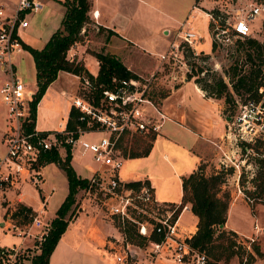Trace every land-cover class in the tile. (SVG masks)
<instances>
[{"label":"built area","instance_id":"1","mask_svg":"<svg viewBox=\"0 0 264 264\" xmlns=\"http://www.w3.org/2000/svg\"><path fill=\"white\" fill-rule=\"evenodd\" d=\"M203 1L193 0V9L201 10ZM42 7L41 0H15L14 8L8 13L5 3L0 1V67L8 74V78L0 84V95L6 107L5 129L0 133V224L7 229L12 228L23 241L30 238L33 245L39 246L50 227V221L44 224L42 218L46 197L41 200L40 210L24 211L29 221L20 225L16 218V214H20L18 205L12 206L7 200V189L27 179L40 183L42 173L38 157L42 151L55 149L62 159L68 153L71 158L90 154L94 163L86 164L90 170L87 189L94 192L110 214L118 217L123 238L114 255L118 264H129L141 251L149 258V264H154L157 257H170L177 264H206V254L191 246L190 237L185 235L178 223L180 213L187 205L159 201L148 179L141 178L131 183L119 174L125 160L120 147L122 139L133 134L157 135L164 123L171 119L152 96V84L158 77V69L147 75L114 76L109 85L99 82L96 76L90 78L79 74L77 91L67 95L70 108L77 112L74 123L69 126L67 118L55 129H40L36 124L28 128L32 120L29 115L35 90L15 74L14 58L24 49L19 30L28 25L26 14L39 11ZM215 10L213 12L208 8L205 14L213 23L212 42L223 46L233 35L247 36L251 33V21L264 14V1L250 0L243 6L242 13L231 22L234 34L230 33L228 26L217 22L220 8ZM90 14L96 20L98 10L91 9ZM199 37L194 28L186 25V21L180 22L167 48L158 53L161 64L168 63L172 68V78H176L178 73L175 65L180 67V71L185 70L186 74L191 71L192 63L188 62L191 64L188 68L184 56H188L191 50L192 55H189L197 57L195 46ZM260 81L256 97H248L241 103L235 98L238 110L227 115L230 119H227L223 135L231 143L240 142L246 153L251 148L243 146L244 142H264V64L261 66ZM234 158L235 155L230 156L222 149L223 164L230 161L238 167ZM128 225L135 227L137 233L145 238L142 245H134L127 239ZM261 231V226L255 221L254 233L245 235L247 239L240 237L237 242L250 251V244ZM28 246L21 243L0 245V264H24Z\"/></svg>","mask_w":264,"mask_h":264},{"label":"rangeland","instance_id":"2","mask_svg":"<svg viewBox=\"0 0 264 264\" xmlns=\"http://www.w3.org/2000/svg\"><path fill=\"white\" fill-rule=\"evenodd\" d=\"M5 3V7H7V12L9 13L12 8H14L15 0H0ZM45 6L42 10L38 12H28L26 14V18L28 20L27 27L24 28V35L22 38L27 39L30 41L31 36H41L46 31V19L48 15L50 18L57 16L58 14V0H44ZM250 0H204V3L201 4V7L204 10H208V8L213 9V12L216 11L215 9L220 8L219 17L216 18L217 22L222 26H228L230 33L234 34L231 28V22H233L234 18L242 13V8L247 2ZM253 2H259L264 0H252ZM191 0H145V4L139 3L142 8L136 12L135 18H138L145 26H154L155 23H160L162 21H166L170 17H174L178 19L179 22L183 19L187 20L191 23L194 30L197 31L199 37L198 47L202 50H197V57L192 58L191 55L184 56V59L187 63V67L190 68L188 62H194L196 65H193L190 72H195L193 76L189 79L194 80L197 76L206 78L205 80H211L212 77L215 76H222L227 82L229 80V73L231 71L230 65L234 62H238L239 64H243L244 68L248 69L251 63L248 61L244 63L245 60V46H246V39L248 37L258 38L259 40L264 39V30L262 28V22L264 21V14L261 16L256 17L253 21H251V33L247 36H238L233 35L231 40L228 41L227 44L223 46L215 45L212 48V20H210L207 16L203 15L202 13H198L197 11L188 14V17L185 16L187 14L189 4ZM157 5L161 10L164 11L167 15H163L155 11L153 8L151 9L149 5ZM206 4L207 6H205ZM142 17V19H140ZM187 18V19H186ZM216 22V23H217ZM210 23V25H208ZM178 25V23H177ZM23 31V30H22ZM95 39V36H94ZM93 39V40H94ZM94 42V41H93ZM91 42L92 45H96L95 43ZM98 46V45H96ZM186 54V52H185ZM152 57L154 55H151ZM90 68L94 71L97 68V65L94 62H89ZM165 69L167 71H171V67L168 63L165 64ZM198 66H201L203 70L196 74V70H198ZM16 71L18 70L22 80L29 86L31 89L34 88L33 83V68L30 57L27 56L26 58L22 59L19 63L16 64ZM175 70L180 71V67L175 65ZM189 72V73H190ZM149 72L138 73L142 75H147ZM157 79L153 82V90L152 96L156 102H158L162 108L163 99L160 97V94L163 91H166L168 94L171 90L170 85L168 84V78L164 74L163 71H159L157 73ZM8 74L0 67V83L4 82L7 79ZM20 77V78H21ZM65 80L68 83H73L75 79L72 76H65ZM196 82V81H195ZM59 81L52 85L49 90L44 91L43 98H41V104L37 107L35 124L40 129H55L58 126L60 119H66L67 116V105L70 107L68 103L63 102L62 96L60 97L58 94V84ZM201 83H204L202 81ZM176 84L175 82L173 83ZM196 84L200 87L198 82ZM178 83L175 85L177 86ZM201 88V87H200ZM228 90L230 91L229 97L231 98L229 101L225 102L224 98H216L218 102H222V112L224 115L235 114L238 110V103L235 101V98L239 100V102H244L248 97H256L257 93H249L245 92L243 88H240L239 92H236L232 89L231 85L228 82ZM202 89V88H201ZM180 90L185 92L193 93L195 96V91L191 81L186 83V86L180 87ZM202 91L205 92L204 89ZM168 96V95H167ZM207 96V95H206ZM174 95L172 94L166 100L169 101L172 99ZM163 99V100H162ZM190 99V98H189ZM192 102L189 100L187 102L190 105ZM227 108V109H226ZM226 109V111H225ZM6 113L5 104L2 101L0 95V117L4 121ZM63 114V116H62ZM226 119V118H225ZM227 122V119H226ZM189 127V126H188ZM178 130L176 131V135L179 139L185 141L188 131L187 129L175 126ZM169 133V132H167ZM141 134H137L139 136ZM133 137H125L121 142V150L125 155V158L130 156L131 151L135 148L137 150H141L143 147L138 146L136 143H131ZM135 141V139H134ZM139 141V140H137ZM220 146L212 145V150L210 151V155L204 160L205 163L210 164L212 166H217L218 168L221 165H224L226 168L233 167V171L230 173H226L225 180L222 183V190H227L230 192L231 200H234L232 205L230 206L228 212V219L227 223L229 226L237 227L241 232L234 234L233 236L236 239V253L231 257L227 258L225 256V252L222 254L220 259H216L212 254L213 252H220L223 251V247L214 248L211 250L202 249L206 256L207 261L206 264H240L248 259H250L247 255L249 249L246 246L237 242V239L240 237L247 239L244 234H252L254 233V222L256 221L262 228V231L257 235L255 240L252 243H256L259 245L261 250H264V200L261 197L254 198L253 196L247 195L244 192L243 188H252L253 184L251 181V177L257 170L259 164V158L261 155L259 154H249L242 150L241 146L239 145L240 142L231 143L225 137L221 138ZM137 145V146H136ZM222 149H225L230 156L235 155L234 161L239 164V166H235L233 163H228L225 165L221 162L222 158ZM264 151V148H260ZM180 148H170L164 147L163 145H159L156 143L154 145V150L152 155L148 161L146 159H141L139 163L136 160H125L123 162V166L129 170L130 176H137V175H147L153 176L155 180H157L159 188L161 191L165 193V195H171L173 192L177 191L178 182L177 177L174 174L175 170L178 172L182 167L183 164L187 163L188 157L185 153L180 151ZM237 151L239 154H236ZM164 153H166L164 155ZM246 153V154H245ZM93 164V160L90 157V154H85L82 157H77V160L74 162L76 170L82 174L83 176H88L90 170L86 167V164ZM41 166V165H40ZM46 172L45 174V181L42 179L40 183L36 184L31 182L29 179L24 181H19L15 187L8 188L6 191L7 200L10 201L12 206H16L19 204L26 205L30 207L31 210L37 211L40 201L42 199L41 192L51 191V186L54 185L55 189L50 194V198L47 201V206L45 207V213L43 215V222L47 224L50 219L54 216V208L56 207L60 197L63 195L65 188H66V180L64 176V170L58 166V164L54 161L47 163L45 166ZM61 168V169H59ZM158 189V187H157ZM81 193L79 197H86L87 200L94 205L100 206V200L96 198L94 192L92 190H88L87 188H80ZM70 211H68L69 215ZM71 214V213H70ZM16 218L18 224L25 225L29 221L28 216L24 212H20V214H16ZM193 222V219L188 217V213L183 215V219L181 220V224H190ZM116 224V223H115ZM180 224V225H181ZM179 225V226H180ZM182 226V225H181ZM226 233L225 236H232L230 234L231 229L225 227ZM218 234L219 231L217 232ZM127 239L134 245H142L144 241L139 237H130L127 234ZM223 237V236H222ZM226 239V240H225ZM21 236L13 231L12 228L7 229L3 225L0 224V245L2 246H12L13 244L17 245L20 243ZM30 238L27 239V241ZM220 239H218L217 242ZM224 241L223 246L227 244V238H222ZM252 243L250 244L251 250ZM40 248L37 245L30 244L27 247V254L31 256L36 251H39ZM216 252V253H217ZM254 253H256L253 250ZM162 253L165 255L164 250ZM26 254V256H27ZM27 256V257H28ZM144 257V256H143ZM146 257V256H145ZM248 258V259H247ZM30 258L24 259V264H30ZM147 261L145 260L143 264H149V258L146 257ZM134 259L130 260L129 264H133ZM148 262V263H147ZM154 264H177L173 261L170 257H157L154 260Z\"/></svg>","mask_w":264,"mask_h":264},{"label":"crops","instance_id":"3","mask_svg":"<svg viewBox=\"0 0 264 264\" xmlns=\"http://www.w3.org/2000/svg\"><path fill=\"white\" fill-rule=\"evenodd\" d=\"M41 1L43 3V9L45 6V1ZM139 3L145 4V0H91V9L98 10V17L96 20L93 18L91 22L82 27L80 31L81 38L75 41L68 48L66 57L69 60H75L82 63L84 68L93 74V76H96L98 73L99 60L94 55L92 50L104 51L114 54L129 70L133 71L134 73H150L158 69L159 71H163L167 76L168 84L170 85L171 90L168 96L165 98L167 99L172 94L174 97L169 101L163 98L165 100L162 104L164 106L163 109L167 112L171 119L164 123L160 132L155 136L152 146L147 154L140 156H128L125 158V160L138 159L136 160L137 163H139L141 159H146V161H148L152 155L154 145L156 143H159V145H163L164 147L180 148V151L185 153V155L188 157V161L187 163L183 164V167L178 172L175 170L174 174L176 175L178 182L177 191L173 192L171 195H165V193L159 188L157 180H155L153 176H148V173L151 171H149L147 175L141 174L134 177L129 175V170L124 165L121 167L119 174L121 178L130 182L141 178L148 179L154 187L155 198L159 201L182 202L186 204L187 207L181 211L178 223L180 225L183 215L188 213V217L192 218L193 222L188 225L181 224L182 226L180 225V229L185 233L186 236L191 237L197 229L198 217L191 210L190 202L182 201V177L187 176L191 172L197 170L200 166L203 168L205 174H209L213 168H218L216 165L212 166L205 163L204 160L210 155L209 153L212 150V145H220V143L218 144L217 141L220 142L221 138H223V135L226 132V115H224L222 112V102H218L213 96H206L204 91H202V89L196 84L194 80L187 78L185 70L184 72L178 71L176 78H172V70H163L165 69V64H161L158 53L164 51L167 48L174 30L177 28L180 22L186 20L183 19L179 22L178 19H175L174 17H170L169 19V16H167L168 20L162 21L160 23L157 22L153 27L150 26L148 28V26H145L144 23L137 21L139 20L138 18H135V15H137L136 12L139 10V8H142ZM192 3L193 0H191L190 4L188 5L189 8L185 16L188 17V14H191L194 11H197L198 13L200 12L206 16V10H204V8H201V10L193 9ZM202 3H204V1ZM57 5L58 14L52 18H50V14L48 15L45 22L46 31L43 33V35L38 37L30 35V41H28L27 39L22 38V35L25 33V27L20 28L19 33L23 42L36 48H41L45 44L51 34L61 26V19L65 12V6L59 0ZM204 5L207 6L206 4ZM149 7L151 9L153 8L160 14L165 16L167 15L157 5L154 6L150 4ZM140 19H142V17ZM187 23L188 26L193 28L188 20ZM91 42L98 46H91ZM195 47L197 50H202L198 47V41ZM151 55L154 56L152 57ZM27 56L30 57L32 63L34 74L33 90H35L36 68L33 57L27 49L24 48L15 55V69H17L16 64ZM89 62H94L97 65V68L94 71L90 68ZM15 74L19 78L21 77L18 70L15 72ZM78 75L79 74L67 70H59L56 78L47 86L45 91L49 90L52 85H55V83L59 81L57 84L58 94L60 97L62 96L63 102L70 105L67 95L77 91L79 85ZM65 76H72L75 81L73 83H68L65 80ZM188 81L192 82L194 91L196 93L194 97H192L193 93L185 92L183 90H180L179 92L180 87L186 86ZM174 82L176 84L178 83V85L175 86L176 84L174 85ZM41 98L37 103V107H39L41 104ZM189 100L192 102L190 105L187 104ZM69 109L70 107L67 105L66 119H60L58 126L61 122H65L67 120L69 116ZM175 126L187 129L188 135L185 141L177 137L176 131L178 130L175 128ZM4 129L5 118L3 121L0 117V133L3 132ZM165 154L166 153H164V155ZM76 160L77 156L71 158V164L75 170L76 168L74 162ZM46 165L47 163L40 166L42 179L44 181ZM76 172L82 177H88L90 175L89 173L88 176H83L77 170ZM64 176L66 180V188L56 207L53 209L54 216L56 209L61 204L68 192V183L65 172ZM54 189L55 186L52 185L51 191L43 192L42 190L41 192L42 198L46 197V206L48 199L51 197L50 194ZM80 193L81 190H78L76 193V201L70 210L71 214H69L68 223L49 256L48 264H118L115 261L114 255L116 252V247L120 246V242L123 239L121 230L118 226V217L114 214H110L107 208L102 205V203H100V206L94 205L91 204L86 197H79ZM235 199L230 201L228 212ZM40 209L41 201L37 210ZM42 212L45 213V209ZM225 227L235 231L236 233L241 232L237 227L229 226L227 220L225 222ZM133 228L135 234L144 241L145 238L137 233L135 227ZM242 234L251 235L246 233ZM155 236L156 235L153 237L155 238ZM20 243L22 245H30L32 244V239L28 241H23L21 239ZM250 252L253 254V257L240 264H264V256H259L257 253H254L253 249L250 250ZM145 260L147 261L145 254L143 251H141L137 258L134 259L133 264H143Z\"/></svg>","mask_w":264,"mask_h":264},{"label":"trees","instance_id":"4","mask_svg":"<svg viewBox=\"0 0 264 264\" xmlns=\"http://www.w3.org/2000/svg\"><path fill=\"white\" fill-rule=\"evenodd\" d=\"M59 1L65 6V12L61 19V26L51 34L41 48H36L23 42L24 48L31 53L36 68V89L31 101L29 115L32 120L28 123V128H31L35 124L37 103L47 86L56 78L59 70H67L76 74L83 73L93 78V74L85 69L82 63L69 60L66 57L68 48L81 38L80 31L82 27L93 20L90 14L91 0ZM262 28L264 30V21L262 22ZM245 42L244 63L249 61L251 65L246 69L243 64H239L238 62L231 64L228 82L236 92H239L240 88H243L245 92L255 93L261 82L260 72L261 66L264 64V39L259 40L258 38L248 37ZM214 46L215 43L212 42V48H214ZM92 52L99 60V70L96 75V79L99 82L109 85L114 76L128 77L136 74L129 70L114 54L94 50H92ZM189 54L192 55L191 50L188 51V55ZM191 63L192 66L196 65L194 62ZM202 70L203 68L198 66L196 74ZM194 73V71L188 72L186 74L187 78L189 79ZM205 79L204 77L197 76L195 81L205 90L206 95L224 98L225 102L231 99L229 97L230 91L228 90V82L222 76L214 75L212 81ZM202 81H204V83H201ZM167 95L168 93L163 91L160 97L164 98ZM76 115V110L71 107L68 117L69 126L74 123ZM155 136L154 133H146L139 136L133 134L131 136L133 137L131 143H136L143 148L141 150L134 148L130 156L147 154ZM242 145H247L251 148L247 153L261 155L257 170L251 177L253 187L243 188L244 192L254 198L261 197V199L264 200V151L260 149L264 148V142L257 141L253 144L244 142ZM52 161L56 162L64 170L68 183V192L56 209L55 216L50 221V227L39 244L40 250L31 254V256L27 254L30 258V264H48L49 256L68 223L69 215L67 214L76 201V193L80 188H87L88 186V178L78 175L71 164L70 153L67 154L65 159H62L55 149H48L39 154L38 163L40 165H45ZM232 171L233 167L226 168L224 165H221L220 168H213L209 174H205L203 168L200 166L197 170L182 177V201L190 202L191 210L198 217L197 229L190 237L189 242L194 249L199 251L206 248L211 250V248L223 247V251H216L217 253L213 252L212 255L216 259H220L224 252L227 258L236 253V239L233 237L236 232L229 230L232 236H225L226 231H228L225 228V222L228 216L231 195L229 191L222 190V183L225 180L226 173ZM131 183H134V181H131ZM30 210V207L19 204L17 211L24 212ZM220 224H223V226H220ZM126 231L131 238L138 237L131 225L126 227ZM218 231L220 234L217 233ZM224 237L227 238V244L225 246H223L224 241L222 240ZM155 238H158V236H155ZM218 239L221 241L219 240L220 242H217ZM252 248L259 256H264V250H261L258 244L252 243ZM247 255L249 258L253 257L250 251L247 252ZM27 256L25 257L28 258Z\"/></svg>","mask_w":264,"mask_h":264},{"label":"water","instance_id":"5","mask_svg":"<svg viewBox=\"0 0 264 264\" xmlns=\"http://www.w3.org/2000/svg\"><path fill=\"white\" fill-rule=\"evenodd\" d=\"M226 119H230V116H226ZM220 226H223V224H220Z\"/></svg>","mask_w":264,"mask_h":264}]
</instances>
